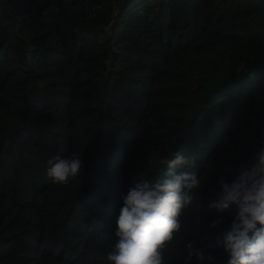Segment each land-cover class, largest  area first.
<instances>
[{
  "label": "trees",
  "instance_id": "16d2710c",
  "mask_svg": "<svg viewBox=\"0 0 264 264\" xmlns=\"http://www.w3.org/2000/svg\"><path fill=\"white\" fill-rule=\"evenodd\" d=\"M262 137L264 0H0V264H111L122 197L177 152L201 187L165 264H226L210 201Z\"/></svg>",
  "mask_w": 264,
  "mask_h": 264
},
{
  "label": "clouds",
  "instance_id": "9594fccd",
  "mask_svg": "<svg viewBox=\"0 0 264 264\" xmlns=\"http://www.w3.org/2000/svg\"><path fill=\"white\" fill-rule=\"evenodd\" d=\"M47 176L57 184L75 178L84 167L73 154L48 160ZM194 164L182 152L173 159H161L166 165L153 181H142L130 187L122 197L123 205L116 218L114 248L108 253L111 264H165L163 249L181 230V214L194 202L201 180L195 171H177ZM230 182L219 178L220 191L210 207L224 211L236 206L234 219L218 238L216 246L227 254L226 264H264V137L257 144L251 162L241 163ZM220 220L212 224L216 228ZM193 257L201 262L214 261L204 250L189 242L185 264Z\"/></svg>",
  "mask_w": 264,
  "mask_h": 264
}]
</instances>
